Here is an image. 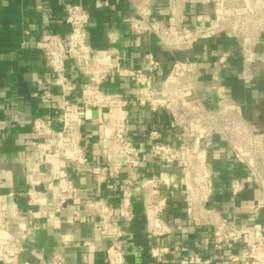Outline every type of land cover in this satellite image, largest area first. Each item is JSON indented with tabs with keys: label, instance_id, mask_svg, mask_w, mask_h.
I'll use <instances>...</instances> for the list:
<instances>
[{
	"label": "crops",
	"instance_id": "1",
	"mask_svg": "<svg viewBox=\"0 0 264 264\" xmlns=\"http://www.w3.org/2000/svg\"><path fill=\"white\" fill-rule=\"evenodd\" d=\"M95 1L0 0V212L5 213L12 228L20 224L27 231V246L19 256V263L54 264L52 258L59 257L65 264H106L112 240L98 233L96 218L86 212L83 201L89 197L102 199L115 209L113 221L121 228L119 246L125 254L124 264H181L182 260H206L213 255L212 230L191 218L185 202L181 165L160 164L148 155L151 131L159 134L157 141L179 147L185 127L175 123L165 109L152 113L139 105L132 79L112 74L102 84V89L106 94H120L127 100V135L143 152V163L132 183H129L131 176L127 168L114 175L104 172V180L97 179L103 165L97 138L101 122L111 114L107 107L81 112V143L88 157L83 171H78L72 162L41 155L37 146L43 141L31 130L33 119L42 117L53 130L59 131L56 100L65 94L75 102L88 77L76 68L74 61L68 60V86L63 92L55 84V75L35 44L54 36L63 43L68 35L66 6L82 5L89 13L87 44L96 54L115 51L122 56L125 68L148 73L144 55L152 52L159 62L151 84L156 96L161 93L162 82L173 78L176 62L193 64L199 77L193 81L186 99L209 110H214L222 99H231L256 131V137L264 140V36L259 39L253 56L254 79L245 84L241 79L242 52L236 38L230 34L202 40L189 50L172 51L162 46L154 35L133 34L129 22L135 11L130 0H107L108 6L101 8L95 7ZM151 9L152 19L168 27L173 26V13L182 14L181 27L185 30L201 22L213 24L220 12L216 2L196 0H185L175 12L172 0H153ZM225 53L227 60L217 69V59ZM202 146L207 151L206 162L211 171V193L206 208L233 220L238 227L256 222L264 227V211L257 215L252 213L253 204L264 192L246 180L244 188L232 195V180L245 176L241 166L220 137L215 135ZM36 162L39 171L54 176L59 170L65 171L68 180L80 189L79 196L70 198L56 211V183L43 182L34 186L41 193V203L31 204L26 195L30 188L26 175ZM163 173L169 175L170 185L161 189V194L167 198L161 217L171 233L155 238L148 231L150 214L144 208L147 193L139 187V180L157 178ZM128 195L133 219L125 225L118 207ZM248 241L252 242L253 238L249 237ZM154 245L168 248L161 262L150 256ZM233 257L238 259L233 261ZM211 264L254 263L243 254V245L237 243L219 250Z\"/></svg>",
	"mask_w": 264,
	"mask_h": 264
},
{
	"label": "built area",
	"instance_id": "2",
	"mask_svg": "<svg viewBox=\"0 0 264 264\" xmlns=\"http://www.w3.org/2000/svg\"><path fill=\"white\" fill-rule=\"evenodd\" d=\"M134 6V17L129 27L135 36L154 35L166 49L189 50L202 40H208L219 34H230L236 38L242 52L241 79L245 84L253 81V56L259 39L264 36V0H196L202 3L216 2L219 15L211 24L201 22L191 30L181 27L183 15L173 13V26L168 27L160 20L152 19L151 4L153 0H130ZM185 0H172L173 12ZM107 0L95 1V7L108 6ZM65 24L68 28L66 40L61 43L56 36L36 42L35 46L42 52L51 72L55 75V84L63 92L68 86L66 62L72 60L76 68L88 77L82 93L75 102L64 96L56 100L55 108L59 111L61 128L55 131L42 117H36L31 124L33 134L43 142L37 150L41 155H52L58 159L72 162L78 171H83L88 157L81 143L80 126L83 110L107 107L111 114L100 125L97 146L103 159V165L97 176L104 180L102 174H118L123 168L129 170L132 183L135 173L143 163V152L136 148L127 135V100L120 94H106L102 84L112 75L117 74L131 78L137 91V102L155 113L167 110L175 123L184 126L179 147L157 141L156 131L149 133L152 143L148 155L157 163L164 165L180 164L185 191V202L192 220L198 225L211 227V244L213 255L206 260H182L181 264H211L217 252L234 244L243 245V254L254 264H264V227L259 223L238 227L233 220L221 217L217 212L206 208L211 193V171L206 162V149L202 143L213 136L220 137L230 149L232 156L243 172L244 177L235 178L231 183L232 195H237L250 181L257 189L264 192V140L256 137V131L238 112L231 99H222L214 110L191 104L186 94L192 90V83L199 77L193 64L175 63L172 79H165L161 93L156 96L152 89V76L159 62L148 51L144 57L148 73L125 68L122 56L115 51L103 55L96 54L87 44L88 11L79 4H69L65 8ZM228 54L217 59V69L227 60ZM49 141V143L47 142ZM39 163L33 164L26 175L30 186L27 198L31 204L41 203V193L34 189L45 183L55 182L56 211L70 199L77 198L80 189L67 174L59 170L57 175L37 169ZM170 185V177L163 173L157 178L139 180V187L146 191L145 211L149 212L148 231L152 237L159 238L171 233L161 215L167 206V198L161 194L163 187ZM86 212L96 218V230L101 236L112 240L106 255V264H124L125 254L119 243L122 238L120 226L114 221L115 209L95 197L83 201ZM15 206L12 211L15 212ZM118 210L121 220L128 225L133 219L129 195L124 197ZM264 211V196L252 206L254 215ZM253 241L249 242L248 238ZM27 246V231L17 224L11 227L4 212H0V264H20L19 256ZM168 252L166 246L154 245L150 256L161 262ZM54 264H65L59 257H53ZM238 257H233L236 261Z\"/></svg>",
	"mask_w": 264,
	"mask_h": 264
}]
</instances>
